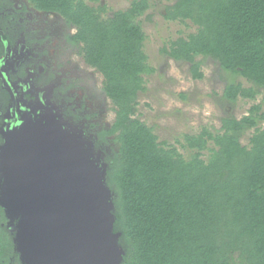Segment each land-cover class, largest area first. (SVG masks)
<instances>
[{
  "label": "trees",
  "instance_id": "16d2710c",
  "mask_svg": "<svg viewBox=\"0 0 264 264\" xmlns=\"http://www.w3.org/2000/svg\"><path fill=\"white\" fill-rule=\"evenodd\" d=\"M27 1L75 27L68 41L82 44L85 62L103 75L114 104L113 123L98 135L104 143L110 136L118 143L105 180L124 250L119 264H264L262 105L253 104L240 119L223 117L221 132L205 127L185 135V146L195 150L187 159L135 116L144 77L155 71L139 20L150 0H132L105 16L100 0ZM162 16L196 26L163 48L173 59L190 62L195 78L203 77L195 60L202 55L250 84L228 81L223 99L253 100L264 90V0H172ZM251 128L250 144L243 145L239 136ZM7 222L0 205V264H23Z\"/></svg>",
  "mask_w": 264,
  "mask_h": 264
},
{
  "label": "rangeland",
  "instance_id": "374dc122",
  "mask_svg": "<svg viewBox=\"0 0 264 264\" xmlns=\"http://www.w3.org/2000/svg\"><path fill=\"white\" fill-rule=\"evenodd\" d=\"M131 1L100 0L99 3L107 8L105 16L126 9ZM12 3L27 4V7L22 12L16 6L13 7L16 11L11 10L10 15L17 19L12 20L11 37L18 39L19 28L26 26L32 32L24 36L33 44L25 67L36 70L26 76V82L33 90L41 88L43 99L51 104L63 124L80 137L89 156L103 167L105 176L107 161L117 153L118 143L112 136L104 143L98 135L101 129L111 126L115 117L114 104L103 88V75L85 62L82 44L68 41L75 27L67 25L60 15L37 11L27 0ZM170 3L172 0H150L149 9L139 17L146 33L144 51L155 71L144 77L146 90L139 94L135 116L153 129L160 142L174 145L188 159L195 150L185 146V135L198 134L205 127L214 133L221 132L223 117L231 115L240 119L249 113L253 104H261L264 112V90L253 100L239 97L229 102L222 98L225 84L234 79L249 86L244 78L231 76L216 60L202 55L195 60L200 64L203 77L195 78L190 62L167 55L163 48L171 41L196 31L189 20L170 21L162 16L164 7ZM40 65L45 66L46 72H39ZM3 92L0 87V108L4 105ZM261 126L264 127V121ZM252 133L253 128L239 136L243 145L249 146ZM207 155L205 152V158ZM5 186L6 178L0 169V194ZM109 194L112 199L111 191ZM5 211L7 224L16 239L21 216ZM15 248L22 259L24 255L17 242Z\"/></svg>",
  "mask_w": 264,
  "mask_h": 264
},
{
  "label": "water",
  "instance_id": "95a60500",
  "mask_svg": "<svg viewBox=\"0 0 264 264\" xmlns=\"http://www.w3.org/2000/svg\"><path fill=\"white\" fill-rule=\"evenodd\" d=\"M48 112L45 126L25 116L7 132L0 152L6 178L0 205L21 216L17 239L24 262L119 264L124 250L104 169L54 110Z\"/></svg>",
  "mask_w": 264,
  "mask_h": 264
},
{
  "label": "flooded vegetation",
  "instance_id": "af4514ba",
  "mask_svg": "<svg viewBox=\"0 0 264 264\" xmlns=\"http://www.w3.org/2000/svg\"><path fill=\"white\" fill-rule=\"evenodd\" d=\"M13 1L15 0H0V25L3 24V27H0V87L4 91L3 98H1V102L4 105L3 108H0V152L7 132L20 125L25 116L31 115L35 121H41L45 126L49 123L51 114L48 111L52 108L51 104L45 98L43 99L41 88L33 90L29 83L26 82V76L29 73L33 74L32 72L36 70L35 67H25L28 56L32 52L33 44L28 42L29 40L24 36L32 32L29 30V26H26L19 28L21 35L18 39L11 37L10 26L14 19L10 15L11 10L16 11L13 9L16 6L15 8L22 12L27 7V4L20 3L18 5L12 3ZM48 50L50 52L49 48ZM38 69L39 72H46L44 65H40ZM2 74L5 75L9 87L5 85ZM45 83L47 84V82ZM54 112L56 117H58L55 110ZM60 122L63 123L61 120ZM65 128L67 131L74 133L69 130L71 128L66 126ZM94 163L98 166L95 159ZM2 176H4L3 173ZM11 215L14 216L15 214ZM14 240L15 243H18L17 238ZM22 261L25 264L24 258H22Z\"/></svg>",
  "mask_w": 264,
  "mask_h": 264
}]
</instances>
